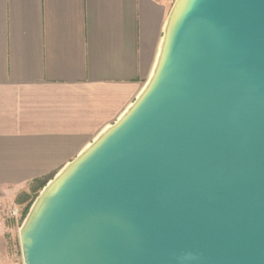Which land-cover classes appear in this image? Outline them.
I'll return each instance as SVG.
<instances>
[{
  "label": "water",
  "instance_id": "water-1",
  "mask_svg": "<svg viewBox=\"0 0 264 264\" xmlns=\"http://www.w3.org/2000/svg\"><path fill=\"white\" fill-rule=\"evenodd\" d=\"M19 241L24 264H264V0H174L143 88Z\"/></svg>",
  "mask_w": 264,
  "mask_h": 264
},
{
  "label": "crops",
  "instance_id": "crops-1",
  "mask_svg": "<svg viewBox=\"0 0 264 264\" xmlns=\"http://www.w3.org/2000/svg\"><path fill=\"white\" fill-rule=\"evenodd\" d=\"M173 2L0 0V219L133 102Z\"/></svg>",
  "mask_w": 264,
  "mask_h": 264
},
{
  "label": "rangeland",
  "instance_id": "rangeland-1",
  "mask_svg": "<svg viewBox=\"0 0 264 264\" xmlns=\"http://www.w3.org/2000/svg\"><path fill=\"white\" fill-rule=\"evenodd\" d=\"M40 189L38 182L31 184L27 192H21L15 197L17 215L10 216L7 213L0 219V264H24L19 241V228L24 218L23 209L33 202Z\"/></svg>",
  "mask_w": 264,
  "mask_h": 264
},
{
  "label": "trees",
  "instance_id": "trees-1",
  "mask_svg": "<svg viewBox=\"0 0 264 264\" xmlns=\"http://www.w3.org/2000/svg\"><path fill=\"white\" fill-rule=\"evenodd\" d=\"M38 182V186L39 188H41L45 183H46V180H36L34 183ZM33 183V184H34ZM32 203V202H31ZM31 203L28 204V206H26L24 209H23V214H22V217L25 216V214L27 213L28 211V208L29 206L31 205Z\"/></svg>",
  "mask_w": 264,
  "mask_h": 264
},
{
  "label": "built area",
  "instance_id": "built-area-1",
  "mask_svg": "<svg viewBox=\"0 0 264 264\" xmlns=\"http://www.w3.org/2000/svg\"><path fill=\"white\" fill-rule=\"evenodd\" d=\"M17 209L15 208V207H12V208H9L8 210H7V213H8V215H10V216H15V215H17Z\"/></svg>",
  "mask_w": 264,
  "mask_h": 264
}]
</instances>
